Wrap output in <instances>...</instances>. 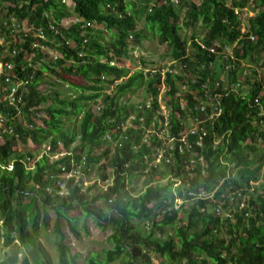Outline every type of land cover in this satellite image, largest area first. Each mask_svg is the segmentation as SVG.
I'll list each match as a JSON object with an SVG mask.
<instances>
[{"label":"trees","instance_id":"1","mask_svg":"<svg viewBox=\"0 0 264 264\" xmlns=\"http://www.w3.org/2000/svg\"><path fill=\"white\" fill-rule=\"evenodd\" d=\"M64 1L0 0V61L11 60L14 72L29 79L22 104L0 100L5 125L13 130L0 132L1 242L10 247L17 240L29 251L11 249L0 264H54L31 231L46 226L47 209L54 212L58 264H74L61 220L80 237L79 215L112 229L106 236L112 246L87 264H155L153 255L167 264H264V0ZM72 13L76 21L64 26ZM23 23L27 32L18 29ZM198 24L202 38L181 36L182 25ZM145 28L167 45L175 63L163 74L135 70L132 63L130 51L138 50ZM38 29L45 38L36 35ZM5 50L16 53L10 57ZM245 58L261 70H243ZM45 72L53 80L43 92ZM62 81L76 94L63 95ZM141 84L143 99L124 101ZM202 84L219 95L222 111L205 124L202 144L187 137V148L179 135L192 122L183 124L181 117L204 116L191 94L201 99ZM162 87L164 99L170 96L165 105L176 149L154 167L149 162L155 150L167 144L155 132L142 139L152 121L163 125L156 114ZM78 115V126L69 129L66 120ZM20 138L47 143V152L39 158L18 152ZM62 166L78 168L87 180H95L96 170L98 180L83 189L82 179L65 181ZM139 175L148 178L138 191L133 180ZM107 179L111 183L101 188L98 182ZM33 248L40 256L35 261Z\"/></svg>","mask_w":264,"mask_h":264},{"label":"rangeland","instance_id":"2","mask_svg":"<svg viewBox=\"0 0 264 264\" xmlns=\"http://www.w3.org/2000/svg\"><path fill=\"white\" fill-rule=\"evenodd\" d=\"M72 6V3L70 4V7ZM250 10V9H249ZM253 15V11H249V16ZM142 16V15H141ZM140 16L138 25L140 28H142V17ZM76 17L72 13V15L68 18H65L62 22L64 26H68L69 23L75 22ZM17 27V24H16ZM97 29H103L102 26H96ZM19 31L27 32L24 25H19L18 27ZM242 30H244V26H242ZM181 36L187 38V40L190 42V37L192 34H195L197 36V39H200L204 35V29L198 24L195 27L189 26L184 27L182 25L181 28ZM145 37L141 40V44L138 48V50L130 51V54H132V63L135 64V70L142 69L144 72H147L148 70H152L151 72L160 70L163 74L164 71H166L167 67L172 62L170 56H169V48L166 44H162L159 42V39L155 33H151L147 28H145L144 31ZM111 39L110 33H106L105 40L108 41ZM53 49H49V53L51 56L54 54ZM57 54V53H56ZM131 62H127V66H130ZM174 65V64H171ZM257 67L258 70H261V66L259 64H255L250 58H245L242 61V68L243 70L249 72L251 67ZM132 70H130V73ZM148 76V74L146 75ZM53 79L48 77V74L46 72L44 73V82L39 85L40 89L45 92L50 89V85L47 83V81H52ZM77 82H81V79L79 78ZM144 84H141L137 86L134 90L133 94H129L128 96H124V101L136 103L139 100H142L144 95L146 94V90L144 88ZM59 89L62 91L63 95L66 96H73L76 94V91L69 86L68 82L60 83ZM111 89H108L110 91ZM160 92H163V88H161ZM166 97V96H165ZM170 98L169 95L166 97ZM164 102L162 101L161 104ZM92 103H90L91 105ZM166 109L169 110L166 106ZM80 116L78 115L75 118L67 119L66 125L69 127V129H73L74 127L78 126ZM2 143V140H0V144ZM47 143H42L41 145H36L32 143L29 139H23L20 138V140L17 142L16 150L18 152L28 153L32 152L34 156L39 158L42 154L46 153L47 149ZM61 146V144L59 143ZM60 154L50 156V160L52 158L59 157ZM29 167L32 166L31 163H29ZM33 167V166H32ZM95 170L92 173V176H94L95 180H98V175ZM148 176L145 175H139L133 180V184L136 185L137 190H141L147 182ZM164 180H161L163 182ZM37 212V209H36ZM35 213V210H34ZM46 226H38L36 228L31 227V231L33 234H35V238L37 243L44 249V251L47 253L48 257L51 259V261L54 264H58V249H57V236L54 232V212L51 209L46 210ZM33 218V215H30V219ZM78 232L80 234V237H75L74 234L70 231L69 227L66 224V221L64 219L61 220V229L65 236L64 243L69 247V253L71 257L74 258V264H87L86 260L87 258H90L93 255H96L97 260H101L103 258V250L105 248H110L112 245L106 240V236L112 231L111 228L102 230L100 229L97 224L94 222V220L91 217L85 218L83 215H79L78 223H77ZM3 238L0 236V259H5V257L11 252L12 250L18 249V251L23 254H28L29 249H26L19 241L15 240L10 247H5L4 243L1 242ZM4 250V251H3ZM30 258H32L34 261L40 257L37 251L33 248L29 252ZM153 260L155 264H167L165 263L164 259L161 257H158L156 255H153ZM109 264H120L119 261H115Z\"/></svg>","mask_w":264,"mask_h":264},{"label":"built area","instance_id":"3","mask_svg":"<svg viewBox=\"0 0 264 264\" xmlns=\"http://www.w3.org/2000/svg\"><path fill=\"white\" fill-rule=\"evenodd\" d=\"M172 3H178L179 0H170ZM63 2H65L63 0ZM22 25L26 26L25 23H23ZM89 23L86 24V26H88ZM13 26L16 27L15 22L13 23ZM24 30H28V29H24ZM37 36H39L40 38H45V34L44 31L41 29L37 30ZM3 41V37H0V43H2ZM35 47H37L39 44L38 43H34L33 44ZM47 49V47H46ZM49 51V49H47ZM210 52H214L213 48H210ZM7 56H14V54L16 53V50H13L11 52H8L7 50H5L4 52ZM54 56L56 57V54L54 52ZM30 59H31V55L28 57V59L26 61H28V64L30 65ZM171 64H175L173 61L170 63ZM14 63L11 60H2L0 61V100L7 103V105H11V106H17L23 103V96L25 93V89H26V85L29 83V79L28 78H22L20 76H18V73L14 72ZM168 69V67H167ZM166 69V70H167ZM165 72V71H164ZM163 72V73H164ZM162 73V72H161ZM185 86H183L184 88ZM163 88V92H159L158 95V104H159V108L156 111L157 115H162L164 117L163 120V125L162 126H157V128L154 126L155 122L152 121V125L146 130V133L143 136L142 141H146L148 134L151 132H155L157 133V136L162 139L164 141V144H167V147L161 146V148H157L155 150L154 156L152 158V160L149 162L150 164H152L154 167L159 166L162 162V160H165V162H168V158L165 157V153L169 152V150H175V139L173 141V137H170L169 135V111L166 109V99H164V95L166 94V89L165 87ZM201 89H202V95L203 97L201 99H198V95L195 91H192L191 94L194 98V100H198V102H196L197 106H195V109L197 108V110L200 112V114H204V116H199V115H192L190 113H187L185 115L184 118L181 117V122L183 124L185 123H189L192 122V124L190 126H188V130L185 134L183 135H179V140L183 141L186 145L187 148L191 147V144H189L187 142V137H193V141L195 142L196 145H201L204 137L207 135V128L205 127V124H210L212 120H214L215 118H217L220 113H221V106L218 104V101L216 99L219 98V95H216L215 93H213V91L211 92L210 88L208 87V84H202L201 85ZM164 102L163 104H161V102ZM146 107L150 108L151 107V103L150 101H146ZM180 106L182 108H184V101L183 99H180ZM96 110H99V106L96 107ZM157 117V116H155ZM140 120H142V117L140 118ZM5 121H6V117L3 116V114L0 112V132H9L12 133L13 130L10 126H6L5 125ZM191 142V141H190ZM178 152H181V149L179 150V147L177 148ZM60 155H63L64 153H59ZM59 155V156H60ZM29 163H31V165L33 166V161H29ZM28 163V169L32 170L33 167L30 166ZM6 168L8 170H12L13 169V163L9 162L6 164ZM62 174L61 176L66 180H69L70 178H75V181L82 179V186L83 189L87 186V185H91L93 184V182L95 181L93 180H87L83 178L82 173L80 172V170L78 168H73L70 170L65 171V167L62 166ZM108 183H111V179H107V182H102L99 183V186L103 189H106ZM176 201H179L178 199ZM239 206H242V203H240Z\"/></svg>","mask_w":264,"mask_h":264}]
</instances>
